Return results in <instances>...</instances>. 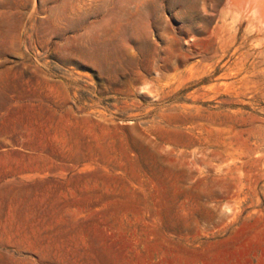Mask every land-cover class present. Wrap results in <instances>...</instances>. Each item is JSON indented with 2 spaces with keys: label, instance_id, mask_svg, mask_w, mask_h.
<instances>
[{
  "label": "rangeland",
  "instance_id": "obj_1",
  "mask_svg": "<svg viewBox=\"0 0 264 264\" xmlns=\"http://www.w3.org/2000/svg\"><path fill=\"white\" fill-rule=\"evenodd\" d=\"M225 9L0 0V264H264V34Z\"/></svg>",
  "mask_w": 264,
  "mask_h": 264
},
{
  "label": "bare ground",
  "instance_id": "obj_2",
  "mask_svg": "<svg viewBox=\"0 0 264 264\" xmlns=\"http://www.w3.org/2000/svg\"><path fill=\"white\" fill-rule=\"evenodd\" d=\"M220 14L223 31L232 30L234 22L247 20V27L252 36L264 34V0H229V9ZM253 42L257 47L264 43L262 39H255Z\"/></svg>",
  "mask_w": 264,
  "mask_h": 264
}]
</instances>
